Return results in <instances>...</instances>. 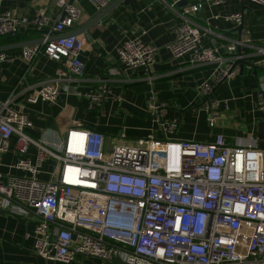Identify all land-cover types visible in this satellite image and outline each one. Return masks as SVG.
<instances>
[{"label":"built area","instance_id":"obj_1","mask_svg":"<svg viewBox=\"0 0 264 264\" xmlns=\"http://www.w3.org/2000/svg\"><path fill=\"white\" fill-rule=\"evenodd\" d=\"M88 1L102 10L113 0ZM179 1L166 3L178 18L169 48L174 59L187 55L192 67L213 66L210 80L198 85L199 93L208 96L205 110L213 127L217 112L229 106L227 99L210 97L214 85L234 75L238 59L249 70L264 67V40L241 34L230 39L224 56L203 38L226 37L190 17L203 2L186 0L178 6ZM246 1L264 5V0ZM58 3L56 19L43 11L30 19L0 10V38L18 36L30 24L42 33L40 42L21 48L20 59L30 65L46 55L60 63L52 78L14 90L0 102V165L13 138L18 153L10 165L18 173L0 171V210L38 216L35 250L49 261L68 264L85 255L126 264H264V149L257 134L233 145L223 134L209 143L153 135L129 140L124 133L108 142L103 133L76 124L60 143L51 144L27 132L33 121L23 108L14 107L21 95L29 103H53L61 93H72L86 98L88 109L95 110L111 93L108 78L85 91L74 84L82 81L86 70V41L78 34L62 35L80 20L82 11L77 0ZM223 17L236 26L244 19L241 11ZM157 51L139 38L116 49L125 68L146 72H152ZM14 58L0 52V62ZM154 78L150 73L148 80ZM256 106L264 113L263 84ZM168 107L151 96L147 110L165 132H173L178 121L165 119ZM48 160L54 162L49 170L44 167Z\"/></svg>","mask_w":264,"mask_h":264},{"label":"crops","instance_id":"obj_2","mask_svg":"<svg viewBox=\"0 0 264 264\" xmlns=\"http://www.w3.org/2000/svg\"><path fill=\"white\" fill-rule=\"evenodd\" d=\"M59 0H3L0 10H12L18 15L33 19L43 11L56 19L60 14ZM114 1V0H113ZM175 0H133L134 7L120 3L95 23L86 32L78 33L85 41L82 59L86 70L82 81L74 83L82 90L96 86L100 79L108 78L111 93L95 110L88 109V100L75 94L61 93L56 102L38 101L29 103L21 95L15 108H23L34 123L27 132L44 143H60L67 129L81 124L99 131L107 141L125 134L129 140L153 135L161 140H195L203 143L213 142L218 134H223L228 144L245 142L251 134H257L264 113L257 109V94L262 89L261 77L264 67L241 71L237 65L234 75L214 85L211 98L227 99L228 109L221 107L216 115V125L210 126L209 113L205 110L208 96L198 91V85L210 80L213 66L192 67L189 57H172L169 45L176 38L178 18L166 3ZM199 0L193 1L197 3ZM203 7L190 17L196 23L209 27L226 38L210 35L203 38L208 46L219 48L228 56L226 45L230 39L238 37L236 25L224 19L225 14L243 12L244 28L242 36L251 35L256 41L264 40V5L246 0H227L221 4L202 1ZM82 13L81 18L68 32L83 29L100 13L88 0H77ZM12 40V36L0 38V46L42 39V33L33 24L24 27ZM139 38L158 48L152 72L143 69H127L119 61L116 49L124 41ZM13 60L0 62V102L5 101L16 90L21 91L28 84L40 83L55 75L60 63L40 55L30 65L19 58L21 48L5 51ZM111 69L118 74L110 75ZM150 73L155 78L148 80ZM23 79V83L19 81ZM157 102H167L169 107L165 119L178 121L173 132H165L160 122L147 110L149 98ZM11 151L1 155L0 171L6 175L18 173L10 167L18 157L15 138ZM264 149V148H263ZM54 164L52 160L45 166ZM38 216L33 212L26 216L10 210H0V264H67L49 261L35 250L34 229ZM68 264H126L119 259L102 260L93 256L79 255Z\"/></svg>","mask_w":264,"mask_h":264},{"label":"water","instance_id":"obj_3","mask_svg":"<svg viewBox=\"0 0 264 264\" xmlns=\"http://www.w3.org/2000/svg\"><path fill=\"white\" fill-rule=\"evenodd\" d=\"M201 1H206V0H201ZM187 2L188 1H186V0H180L178 2V6H184V5L187 4ZM120 3H125L126 5H131L132 7H134L133 0H114L107 7H105L104 9H102L100 11V13H98L92 19V21H90V23H88L86 26L83 27V29H81L80 31H77V32L64 33L62 36H70V35H76V34L81 33V32H86V30L88 28H90V26H92L95 23H99L105 15H107L114 7H116ZM243 28H244V22H242L239 26L236 27V30L238 31V35L239 36L241 35V33L243 31ZM41 40L42 39H39V40H30V41H20L18 43L0 46V52L7 51V50H10V49H14V48H22V47H24L26 45H31V44L40 42ZM238 53L239 54L242 53V49L241 48L238 49ZM237 65L240 66V69L242 71L244 69L245 61L243 59H238L235 62V66H237ZM257 137L260 140L259 146L261 148H264V122L260 123V125L258 127ZM74 238H76V235H74Z\"/></svg>","mask_w":264,"mask_h":264},{"label":"rangeland","instance_id":"obj_4","mask_svg":"<svg viewBox=\"0 0 264 264\" xmlns=\"http://www.w3.org/2000/svg\"><path fill=\"white\" fill-rule=\"evenodd\" d=\"M45 169L49 170V169H52L54 167V164H47L46 166L44 165Z\"/></svg>","mask_w":264,"mask_h":264},{"label":"trees","instance_id":"obj_5","mask_svg":"<svg viewBox=\"0 0 264 264\" xmlns=\"http://www.w3.org/2000/svg\"><path fill=\"white\" fill-rule=\"evenodd\" d=\"M22 38L21 36L20 37H14V38H11L12 40H17V39H20Z\"/></svg>","mask_w":264,"mask_h":264}]
</instances>
